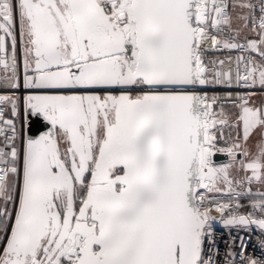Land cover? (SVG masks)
<instances>
[{
    "label": "snow or ice",
    "instance_id": "snow-or-ice-1",
    "mask_svg": "<svg viewBox=\"0 0 264 264\" xmlns=\"http://www.w3.org/2000/svg\"><path fill=\"white\" fill-rule=\"evenodd\" d=\"M0 264H264V0H0Z\"/></svg>",
    "mask_w": 264,
    "mask_h": 264
},
{
    "label": "built area",
    "instance_id": "built-area-1",
    "mask_svg": "<svg viewBox=\"0 0 264 264\" xmlns=\"http://www.w3.org/2000/svg\"><path fill=\"white\" fill-rule=\"evenodd\" d=\"M229 54H231L233 57L235 56V53H228L227 51H219V52H210L209 55L218 57L220 59L226 58ZM216 213H213L215 215ZM217 230L221 231V226H217Z\"/></svg>",
    "mask_w": 264,
    "mask_h": 264
},
{
    "label": "water",
    "instance_id": "water-1",
    "mask_svg": "<svg viewBox=\"0 0 264 264\" xmlns=\"http://www.w3.org/2000/svg\"><path fill=\"white\" fill-rule=\"evenodd\" d=\"M217 226H220V225H217Z\"/></svg>",
    "mask_w": 264,
    "mask_h": 264
}]
</instances>
